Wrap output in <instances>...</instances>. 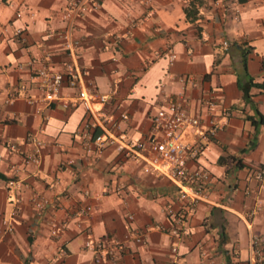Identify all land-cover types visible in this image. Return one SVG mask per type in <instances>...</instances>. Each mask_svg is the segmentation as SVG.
Here are the masks:
<instances>
[{
    "label": "crops",
    "instance_id": "crops-1",
    "mask_svg": "<svg viewBox=\"0 0 264 264\" xmlns=\"http://www.w3.org/2000/svg\"><path fill=\"white\" fill-rule=\"evenodd\" d=\"M65 4L0 0V264H113L94 260L88 237L123 241L116 264H203L205 256L212 264H254L253 235L264 251V189L254 177L264 168V90L251 87L246 97L243 88L249 76L264 78V0H101L74 20L80 42L70 53L58 35ZM68 60L86 68L84 82L109 100L86 108L65 83L60 100L29 103L27 95H41L34 70L62 69ZM68 100L76 103L66 107ZM171 100L214 131L188 162L209 172L208 198L190 211L189 232L178 239L168 232L167 211L183 205L176 183L112 146L88 149L84 127L95 121L90 131L106 132V115L127 112L117 132L127 142L147 140L153 115ZM30 133L43 142L38 165L7 146L16 140L30 151ZM182 139L192 142L195 129L185 128ZM16 167L18 186L9 187ZM33 192L48 205L36 208ZM86 204L91 210L78 215ZM133 227L144 232L143 243L130 236Z\"/></svg>",
    "mask_w": 264,
    "mask_h": 264
},
{
    "label": "built area",
    "instance_id": "built-area-1",
    "mask_svg": "<svg viewBox=\"0 0 264 264\" xmlns=\"http://www.w3.org/2000/svg\"><path fill=\"white\" fill-rule=\"evenodd\" d=\"M101 0H66L62 17L66 20V27L58 32L62 39V46L65 51L72 52L78 45L79 39L73 37L72 28L74 20L87 13L89 10L97 9ZM21 28H18V33ZM50 54L45 52L44 58H49ZM175 54H171V59ZM46 58V59H47ZM34 59L28 61L32 64ZM87 69L81 67L74 60L65 62L62 69H51L47 64L36 68L34 76L39 80L40 96L27 95V101L34 103L36 101L51 103L62 98V89L64 84L76 88V98L86 108L94 102L104 103L109 100L110 95L104 94L84 82V75ZM191 80V79H190ZM75 100L62 101L66 107L74 105ZM129 118L127 112H121L118 118L105 116V120L111 124L106 132L92 133L90 130L96 126L95 121H86L84 127L88 130L86 140L87 148H95L101 151L106 146H112L118 153H122L127 159L141 162L144 170L167 176L177 185V197L183 202L177 209L167 208L172 217V226L168 232L178 239L186 235L189 229L186 225L187 216L190 211L194 210L199 202L208 198L206 187L210 174L206 170L191 169L188 162L198 157L200 152L210 140L214 133L210 129L200 127V118L189 112L182 101L171 100L164 106L160 107L152 117L151 132L147 140H137L127 142L122 134L118 133L121 123L126 122ZM192 127L195 129V139L192 142H186L182 139V132L185 128ZM26 141L32 145L30 151H22L20 144L16 140L7 141V146L11 151L20 154L24 164L38 165L41 161L40 148L42 140L36 133L28 134ZM3 155L0 154V158ZM254 177L258 182L259 188L264 189V168L259 167ZM9 187L18 186V167L15 168V175L7 181ZM122 185L116 187L121 189ZM32 204L43 209L50 202L49 198L37 192L30 196ZM91 210V205L86 204L77 209L78 215H86ZM253 211L250 212L252 214ZM127 219L133 220V214L129 213ZM63 230V226L54 228L53 233L57 234ZM130 236L137 242L145 241L144 232L138 228H131ZM84 245L88 250L94 253V260L100 261L109 257L113 264H116V252L124 248V242L115 240L111 244H105L99 239L91 237L86 238ZM251 257L254 264H264V251L259 245V237L253 235L250 240ZM176 250V246L172 247ZM66 249L62 247L59 255H65ZM203 264H212L211 257L205 256Z\"/></svg>",
    "mask_w": 264,
    "mask_h": 264
},
{
    "label": "trees",
    "instance_id": "trees-1",
    "mask_svg": "<svg viewBox=\"0 0 264 264\" xmlns=\"http://www.w3.org/2000/svg\"><path fill=\"white\" fill-rule=\"evenodd\" d=\"M239 1H243V0H239ZM185 12H186V15L189 17L191 15H193V11L191 8H185ZM241 86V84H240ZM251 87H255V88H258L259 91H263L264 90V78L262 80H254L253 77H248L247 79V86L244 89V96H249V89Z\"/></svg>",
    "mask_w": 264,
    "mask_h": 264
}]
</instances>
